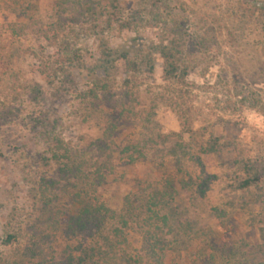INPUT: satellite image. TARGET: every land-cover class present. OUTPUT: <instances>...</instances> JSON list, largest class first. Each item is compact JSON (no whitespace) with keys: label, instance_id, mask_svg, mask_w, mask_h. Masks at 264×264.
<instances>
[{"label":"rangeland","instance_id":"374dc122","mask_svg":"<svg viewBox=\"0 0 264 264\" xmlns=\"http://www.w3.org/2000/svg\"><path fill=\"white\" fill-rule=\"evenodd\" d=\"M73 1L0 0V264H18L42 236L46 254L45 235L58 251L72 242L50 224L76 212L71 202L57 191L48 206L52 215L41 210L38 184L57 169L42 162L51 156L49 139L58 136L85 150L110 121L116 125L112 141L123 147L180 133L183 114L193 120L196 139L219 143L216 156L203 158L204 176L215 177L204 197L188 187L201 170L166 155L135 165L116 159L117 181L110 178L95 199L119 215L125 197L146 205L171 181L176 193L166 208H152L170 226L162 229L168 246L161 264H264V181L241 190L242 169L235 164L264 162V12L254 8L260 0H116L129 27L114 22L104 41L85 32L92 26L85 18L68 24ZM31 22L42 29L38 34L23 28ZM171 41L182 56L183 82L164 80L163 60L154 50ZM106 44L142 63L131 74L118 61L95 110L78 95L103 77ZM60 64L72 65L71 76L49 77ZM169 145L163 154L173 153ZM149 216L144 210L129 224L131 257L143 255Z\"/></svg>","mask_w":264,"mask_h":264},{"label":"trees","instance_id":"16d2710c","mask_svg":"<svg viewBox=\"0 0 264 264\" xmlns=\"http://www.w3.org/2000/svg\"><path fill=\"white\" fill-rule=\"evenodd\" d=\"M59 4L61 5L56 13L61 18L66 11L65 4L63 2ZM72 6V19L68 24L74 26L77 21L85 18L86 22L92 25L85 32L99 40L104 41L105 32L112 29L114 22H119L118 26L123 30L129 27L128 24L121 22V13L116 0H74ZM254 8L257 13L264 12V0H260ZM63 26L65 25L59 24L58 28L62 29ZM23 28L36 30L37 34L42 30L32 22L23 25ZM105 49L107 60L104 64L103 77L97 78L89 89L78 95L80 100L89 103L95 110L99 107L97 102L100 100V95L109 90L111 77H113L112 71L116 69L117 62L125 63L127 71L131 74L139 73L142 63L131 59L128 54L118 55L117 51L109 49L107 44ZM154 50L163 60L164 80L183 82L186 71L181 68L182 56L178 44L171 41L166 45L161 44ZM110 54H115L116 57L112 58ZM66 66V64H60L59 68L51 75L48 74L49 77L56 78L64 75L68 79L71 76L69 70L72 65ZM153 70L152 66L148 69V73L152 74ZM130 81L129 78L126 79L125 84H130ZM54 82L49 81V85L53 86ZM179 118L182 127L180 133L148 136L123 147H117L112 141L116 125L110 121H107L108 125L102 136L85 150L73 149L58 136L49 139L48 142L54 144L49 150L51 156L43 158L42 162L48 169L54 164L57 169L53 176H44L38 184L39 200L43 202L41 210L52 215L48 206L52 204L53 197H57V191L61 192L63 198L71 202L76 212L73 215H63V221L56 218L50 224L60 226L63 233L72 242L58 251L52 246L54 238L45 235V243L48 244L45 254L42 253L44 244L42 236V241L40 239L37 243L32 244V248L25 250L23 258L18 261V264H36L37 258L40 259L39 264H161L160 258L168 246L165 243L162 229L170 226L167 224L166 216L160 217L158 212L153 211L152 208H166V199L173 197L176 193L172 182H167L164 189L153 191L146 205H142L140 199L136 197H125L124 207L119 215L106 205L99 203L95 199V195L110 178L117 181L116 159H121L128 165H135L141 162L156 161L158 158L164 160L166 155H171L182 162H190L201 170V175L194 180L192 178L188 187L199 197H204L210 189L211 180L215 177L204 176L203 158L209 159L216 156L219 152L217 147L219 143L218 141L208 143L204 141L203 135L201 139H196V135L199 133L192 127L193 120L190 117L187 118L186 114ZM169 143H173V146ZM168 145L173 153L165 152L163 154V149ZM235 164L241 166L242 169L243 178L239 186L241 190H248L264 181V162L256 159H243ZM144 210L147 215H150L145 219L147 229L144 232V242L146 246L142 256L131 257L128 252V248H130L129 224L131 221L137 220L139 214ZM111 221H116L117 225L108 229L107 224ZM159 222H162V225L159 226Z\"/></svg>","mask_w":264,"mask_h":264}]
</instances>
